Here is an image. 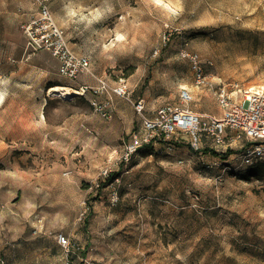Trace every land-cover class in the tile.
<instances>
[{
  "label": "rangeland",
  "instance_id": "rangeland-1",
  "mask_svg": "<svg viewBox=\"0 0 264 264\" xmlns=\"http://www.w3.org/2000/svg\"><path fill=\"white\" fill-rule=\"evenodd\" d=\"M50 7L93 73L127 83L150 111L183 106L188 87L190 109L220 114L182 48L200 55L211 79L264 86V0H50ZM38 14L37 0H0V264H264V181L248 168L221 176L223 166L213 165L219 152L198 153L187 142L146 147L123 175L125 144L140 126L133 106L118 98L104 119L85 96L44 94L41 71L28 65L43 62V50L29 56L23 29Z\"/></svg>",
  "mask_w": 264,
  "mask_h": 264
},
{
  "label": "built area",
  "instance_id": "built-area-1",
  "mask_svg": "<svg viewBox=\"0 0 264 264\" xmlns=\"http://www.w3.org/2000/svg\"><path fill=\"white\" fill-rule=\"evenodd\" d=\"M39 14L24 26L27 38L26 51L29 56L39 50H47L60 61L59 74L70 80L81 75L93 77L97 83L79 87L81 96L88 98L95 113L111 119L116 111L115 98L130 103L137 114L140 126L125 144L121 156L123 175L131 172L134 159L146 147L175 142H187L198 153L206 148L219 152L213 165L223 166L226 172L242 171L264 161V86H245L237 81L225 82L211 79L198 53L182 48L180 55L187 58L195 72L196 86L212 91L221 110V115L198 113L188 107L194 101L193 92L181 89L183 106L162 104L150 111L145 98L134 97V90L127 83L112 85L106 78L93 73L90 56L76 52L70 44L65 30L56 22L50 0H37ZM112 170L106 169L102 176L110 177ZM120 182V177L117 178ZM119 193L115 189L111 200L117 202ZM58 241L65 247L70 239L60 234ZM1 260V258H0ZM2 263L5 261L2 259Z\"/></svg>",
  "mask_w": 264,
  "mask_h": 264
},
{
  "label": "crops",
  "instance_id": "crops-1",
  "mask_svg": "<svg viewBox=\"0 0 264 264\" xmlns=\"http://www.w3.org/2000/svg\"><path fill=\"white\" fill-rule=\"evenodd\" d=\"M26 45V44H25ZM24 47V46H23ZM23 47L20 50V53L23 52ZM25 51V49H24ZM26 54V53H25ZM24 54V55H25ZM12 56H14L12 54ZM40 56H42V58H44L45 60L39 64H34L33 62H31L30 64H28L31 67H37L40 71H41V79H40V84L42 85L40 87V90H42L44 92V94H47V89L50 86L56 85L58 83V77H56L57 75L61 77V75L59 74V68H60V61L58 58L54 57L49 51L47 50H43L40 52ZM0 58H3V55H0ZM32 58V57H31ZM30 59V58H28ZM81 76H86V75H81ZM80 76V77H81ZM79 77V78H80ZM79 78L77 80H73L75 81V83L80 87L84 84H89V85H94L91 84L90 82H78ZM65 85V84H64ZM69 86V85H68ZM188 88V87H186ZM193 94H194V90L192 88H189ZM139 98V97H138ZM145 98V97H143ZM115 100H118V98H115ZM147 101V100H146ZM221 115V110H220V114ZM217 115V116H219Z\"/></svg>",
  "mask_w": 264,
  "mask_h": 264
},
{
  "label": "bare ground",
  "instance_id": "bare-ground-1",
  "mask_svg": "<svg viewBox=\"0 0 264 264\" xmlns=\"http://www.w3.org/2000/svg\"><path fill=\"white\" fill-rule=\"evenodd\" d=\"M82 94L83 91L79 88H74L64 84H56L47 89V95L52 98L68 99ZM0 99H2V97H0Z\"/></svg>",
  "mask_w": 264,
  "mask_h": 264
},
{
  "label": "trees",
  "instance_id": "trees-1",
  "mask_svg": "<svg viewBox=\"0 0 264 264\" xmlns=\"http://www.w3.org/2000/svg\"><path fill=\"white\" fill-rule=\"evenodd\" d=\"M247 171H249V176L264 181V161L260 162L259 164L248 167Z\"/></svg>",
  "mask_w": 264,
  "mask_h": 264
}]
</instances>
